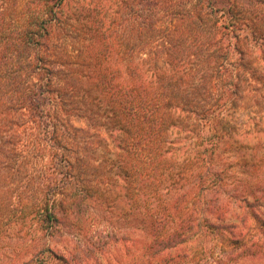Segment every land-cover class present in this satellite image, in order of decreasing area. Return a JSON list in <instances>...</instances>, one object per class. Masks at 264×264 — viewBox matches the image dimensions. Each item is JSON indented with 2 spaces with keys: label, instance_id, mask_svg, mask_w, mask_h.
Instances as JSON below:
<instances>
[{
  "label": "trees",
  "instance_id": "1",
  "mask_svg": "<svg viewBox=\"0 0 264 264\" xmlns=\"http://www.w3.org/2000/svg\"><path fill=\"white\" fill-rule=\"evenodd\" d=\"M115 200L134 264H264V0H0V264Z\"/></svg>",
  "mask_w": 264,
  "mask_h": 264
},
{
  "label": "rangeland",
  "instance_id": "2",
  "mask_svg": "<svg viewBox=\"0 0 264 264\" xmlns=\"http://www.w3.org/2000/svg\"><path fill=\"white\" fill-rule=\"evenodd\" d=\"M251 124H255L254 120L251 121ZM247 140L248 141H245V142H247L248 144L253 143L251 138ZM227 161H230V160H227ZM227 164H230V162H228ZM89 209L93 212L96 210L97 212L95 213L96 217L95 218L92 217L93 219H97V221L96 222L93 220L91 221V223L93 222L92 223L93 226H91V228L94 227L95 229L99 231H105V232L108 231L110 235L113 236L114 238L110 244V248H109L110 253L106 254L104 257L106 261L101 258V260L98 259L97 262L91 261V264H134L135 252H134V245L132 244L133 240L130 239V240L122 241L119 238V236L123 235V233L128 234V237L132 238L134 226L137 222V218H135L131 214L130 212L131 210L126 205V203L123 200H119L117 202L115 200L113 204L111 201L97 209L93 208L92 206H90ZM85 212L86 210H84L82 213H85ZM80 215L81 216L78 217V219L73 218L72 220H70V217L63 218L64 224L62 227H63L64 234L60 236H55L52 239V243L57 245V247L59 248V251H63V248L66 246V244L69 243L66 237L68 238L70 237L71 235L70 232L79 231L76 228L77 224L78 225L83 224V225L89 226L88 222L85 221L86 214L85 215L80 214ZM71 223H74V224L71 225ZM83 229L84 228L82 227V230L79 232L82 235H78V236L79 237L83 236V238H88L86 231ZM7 241H9L11 243V247L14 248V246L18 244L19 239L10 238ZM55 264H65V263L60 261L59 263L56 262Z\"/></svg>",
  "mask_w": 264,
  "mask_h": 264
}]
</instances>
